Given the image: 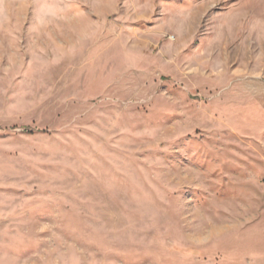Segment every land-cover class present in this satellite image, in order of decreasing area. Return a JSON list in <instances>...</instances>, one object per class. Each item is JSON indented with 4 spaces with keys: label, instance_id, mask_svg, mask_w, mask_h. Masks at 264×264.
<instances>
[{
    "label": "rangeland",
    "instance_id": "374dc122",
    "mask_svg": "<svg viewBox=\"0 0 264 264\" xmlns=\"http://www.w3.org/2000/svg\"><path fill=\"white\" fill-rule=\"evenodd\" d=\"M0 264H264V0H0Z\"/></svg>",
    "mask_w": 264,
    "mask_h": 264
}]
</instances>
